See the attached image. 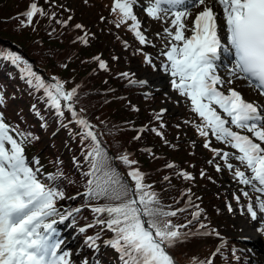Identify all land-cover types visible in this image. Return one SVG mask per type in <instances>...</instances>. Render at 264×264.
Returning <instances> with one entry per match:
<instances>
[{"label": "snow or ice", "instance_id": "snow-or-ice-1", "mask_svg": "<svg viewBox=\"0 0 264 264\" xmlns=\"http://www.w3.org/2000/svg\"><path fill=\"white\" fill-rule=\"evenodd\" d=\"M46 3L63 9L55 0H46ZM137 3L138 0H113L112 12L119 10L120 13L115 27L131 21L128 28L139 44L146 46L151 41L134 11ZM143 11L167 25L163 32L168 39L160 53L165 62L160 67L170 74L173 90L190 102L191 112L199 118L200 123L195 120L186 123L196 127L198 135L205 138L204 147L214 153L208 163L214 164L218 172L227 168L241 186L240 195L234 194L241 214L246 212L253 221L258 214L264 217V106L250 102L232 87L236 80H243L246 86L264 96V0H147ZM37 14L62 28L68 27L72 20L71 15L67 19L57 18L55 11H46L34 0L18 14L26 18L20 20V25L33 26ZM74 27L82 29L83 25ZM188 32L191 35H186ZM55 33L53 28L49 35ZM87 36L84 33L76 39L87 45ZM222 52L234 56L230 64L221 62ZM0 58L16 66L25 65L21 72L29 87L43 93L41 98L46 107L57 117H70L69 125L75 123L81 141L86 142L85 163L80 165L75 159L74 163L83 168V195L90 202L88 208L94 214V224L80 227L81 233L94 226L110 232L112 236L105 243L120 253L122 264H178L170 249L194 235L215 236L220 243L207 259L193 257L191 264H214L217 256L225 257L222 249L226 241L218 230L200 220L203 209L198 205L195 206L198 210L191 213L192 219L185 224H175L170 219L193 207L190 189L181 194L187 197L184 207L165 205L154 185L146 183L144 173L135 167L138 161L130 160L128 153L111 156L96 126L83 114L85 110H77L75 106L80 85L69 89L66 81L58 77L46 80L15 52H0ZM94 59L99 60L100 69L106 68L103 59ZM145 62L156 67L150 55H145ZM62 67L67 68V64ZM225 67L227 71L222 75L220 70ZM119 75L128 77L129 73ZM137 83L143 85L147 81L129 80V84ZM225 85L227 92L223 90ZM164 112L166 109H161L155 119L160 121ZM163 127L161 121L160 128ZM151 130L163 137L159 128ZM33 139L36 137L31 132L0 120V264H70V253L63 248L64 241L56 225L75 217L81 208L64 211L58 208V202L66 197L61 183L64 173L59 168L54 173H44L38 157L27 158L25 145ZM213 139L225 147L213 148ZM117 159L128 167L126 177L114 166ZM216 160L222 164L215 163ZM166 167L172 168L174 164ZM177 175L194 180L185 170ZM204 175L202 170L201 176ZM163 180L168 182L170 177L164 176ZM250 192L255 193L254 198ZM241 196L247 198L246 204L240 203ZM228 210L233 211L231 204ZM194 222L199 224L195 232L190 230ZM257 231L264 232V219ZM98 239L99 234L88 236L86 243L95 247ZM237 251L233 246L231 253L239 261Z\"/></svg>", "mask_w": 264, "mask_h": 264}, {"label": "trees", "instance_id": "trees-1", "mask_svg": "<svg viewBox=\"0 0 264 264\" xmlns=\"http://www.w3.org/2000/svg\"><path fill=\"white\" fill-rule=\"evenodd\" d=\"M23 2L25 0H0V52L12 51L19 54L24 60L29 62L35 73L40 74L46 80V77L51 78L53 76L46 68L50 63L45 59L49 57L53 61H56L55 63L65 80L80 85L79 98L75 106L77 110H85L83 114L96 126L100 139L111 156L118 157L122 153H128L130 160L138 161L135 167L144 173L146 183L154 185V190L160 193V199L165 205H173L175 208L184 207L185 201L181 195L182 192L190 189L191 195H194L196 188L194 184L189 185L180 181V176L177 173L182 170L179 164L182 161H185L189 165L190 170L195 173L200 159L195 149H189L187 152L194 159L186 160L185 151L178 152L176 142L173 143V140L177 141L180 137H176L171 127L165 126L160 128V124L157 125L156 128H159L163 133V137H161L156 135L151 129H144L143 124L139 123L137 118H135V123H132L130 118L125 114L127 111L122 107V110L112 108L114 111L111 112L109 106L111 103H114L112 99L122 100L121 97H110L108 94H112L111 90H113V93L118 91L114 86L112 75L110 78L101 76V80L98 79L100 76H95V74L83 79L84 76H88L96 70L98 64L97 66L88 64L79 66L77 56L74 58V64L68 60L65 51L60 47H52V51L46 52V54L41 48L38 49L39 44L54 43L53 40H57L55 35L62 27L57 24L53 26L56 29V33L48 36L50 38L46 40L49 42L43 38L44 31L39 27V31L41 32L40 38L36 40V35H32L28 29L20 25V20L21 18L24 19V16L18 14L23 13L27 9L21 7ZM48 5L50 4H46L43 8L45 9L47 6L48 9H51ZM53 10L51 9V11ZM53 28L46 30L50 32ZM62 29L63 34L65 30H68L67 27ZM74 30L87 29L75 28ZM113 31L115 32L116 30ZM96 36L98 37V35ZM31 42L32 48H30ZM113 43L115 46L119 45L114 41ZM108 46L110 48V45ZM69 55L71 57L75 56L74 53H70ZM113 61L118 64L120 63L119 59H114ZM63 64H67V68L62 67ZM76 64L82 67L83 70L80 71ZM89 66L90 68L87 70ZM24 67L25 65L23 64L16 66L9 60L0 58V117L13 128L31 132L36 137L33 140L40 141L43 153L38 154V150H33L30 143L25 145V149L29 160L33 157L39 158L44 173H54L58 168L63 173L64 168L68 171V178L63 179L61 182L66 199H68L65 207L67 210L81 208V211L71 219L75 223L78 236L86 248V255L84 256L88 262H90L89 258L93 256L99 264H122L120 253H117L109 244L104 245L102 240L104 235L101 234L105 233V231L99 226L87 228L83 233L79 231V228L82 226L94 224V214L89 210L88 205L90 202L85 196L84 199L72 207V202L78 198L73 199L75 194L80 191L84 193L85 191V181L82 176L83 168L74 163V159L80 161V165L85 163L83 161V149L86 142H82L77 134L78 126L75 123L69 125L70 117L67 115L65 117H57L50 108L46 107L45 101L41 98L43 93L29 87L22 76L21 69ZM39 69H44L45 72L37 71ZM129 110L135 116L138 115V112L130 106ZM192 127L195 126L193 125ZM137 136H139V139H135ZM173 153L180 157V160L176 159ZM169 163H173L174 167L167 168L166 165ZM114 166L126 177L128 171L126 165L117 159L114 161ZM164 176H169L170 180L165 182L163 180ZM93 203H96V201ZM59 205L60 202H58ZM193 211L192 209H188V211L170 219L175 224L183 225L192 219L191 213ZM200 220L204 222L203 219ZM198 226L199 224L194 222L190 230L195 232ZM188 230L184 229V231ZM97 234H99V239L96 241V246L89 247L86 243V237L96 236ZM208 237L205 235L190 236L187 241L170 249V252L174 255L178 264H191L193 257L207 259L213 252V244L219 241L206 239ZM204 246H211V249ZM224 258L217 256L214 264H224Z\"/></svg>", "mask_w": 264, "mask_h": 264}, {"label": "rangeland", "instance_id": "rangeland-1", "mask_svg": "<svg viewBox=\"0 0 264 264\" xmlns=\"http://www.w3.org/2000/svg\"><path fill=\"white\" fill-rule=\"evenodd\" d=\"M32 2H34V0H25V2L21 4V7H23V9L28 8L29 4ZM35 2L41 7L48 4L45 0H35ZM56 2L59 5H63V9L70 10L64 11L60 7H50V5H48L51 9H54L53 11L56 10L57 18L67 19L68 16L71 15L72 20L67 27L68 30H65V35L63 34V29H59L55 35L57 40H53L54 43L39 44L38 49L41 48L46 54V52L49 53L52 51V47H60L65 51L70 62L75 64L74 58L77 56L79 66L82 64L97 66L99 60L94 58L99 57L100 59H103L106 62V68L102 70L98 67L88 76H84L83 79L87 77L89 78L94 74L95 76H100L98 78L99 80L102 79L101 76L110 78L112 75L114 86L118 91L113 93V90H111L112 94H108L110 97H121L122 100L118 101L112 99L114 103H111L109 106L111 112L114 111L112 108H117L118 110H122L123 108L128 112H125V114L130 118L132 123H135V118H137L138 122L142 123L144 129L147 130L157 127L162 121L165 126L171 127V130L176 134V137H180L177 141L173 140V143L176 142L175 144L178 152L182 150L185 151L187 156L186 160L194 159L187 153L189 149H195L198 153L200 159L198 166L195 169V173L190 170L189 165L185 161L179 163L182 170H185L194 176V180H183L182 177H180L179 180L189 185L194 184L196 188L195 194L191 195L193 207H190L189 209L194 211L198 210L195 207L196 205H198L200 209H203L200 219H203L204 223L208 224L210 228L218 230L221 237L226 241V247L222 249V251L226 253L224 264H264V256L258 251V247L263 246L264 243V241L262 242L260 239V237L262 238V236H264V232L257 231L264 217L258 214L257 220L253 221L246 212L245 214H241V209L237 205V201L234 199L235 193L240 195V185L234 180V178L231 180L227 177L230 176L231 173L227 168H223L222 171L218 172L214 164L208 163V161L213 158L214 153L210 149L204 147L205 138L198 135L196 127H192V123H186V121L193 120L198 123L196 120L197 117L190 110V102H185V97L180 96L177 91L173 90L170 74L163 71L160 67V65L165 62V58L161 56L160 53L164 50L167 43L168 38L163 32L164 27L167 25L162 20L148 17L143 11V6L147 3V0H138L134 11L142 22V30L151 41V44L141 46L134 36V33L128 28V24H130L131 21L121 24L119 28L115 27V22L120 19V13L119 10L112 12L113 0H55V4L58 5ZM45 9L46 11L51 12V9H48L47 6ZM217 10L222 11L220 9ZM194 11L195 9H193V12ZM101 17H104V19L101 20ZM24 19L26 18L24 17ZM191 19H194V15ZM21 20H23V18H21ZM55 24L54 21L50 22L46 16L41 17L40 15H36L34 17L33 26L25 28L28 29L32 35H36L35 39L38 40L41 33L39 27H41V30L44 31L43 38L46 40L50 38L48 37L50 36L48 33L49 31L46 29L53 28ZM75 24H81L83 25V28H86L87 30H74ZM113 30L116 31L114 32ZM84 33H88V36L86 37L88 39L87 45L76 39ZM155 33H160L162 40L157 41ZM96 35H98V37ZM186 35H191V32L186 33ZM113 41L119 45L115 46ZM125 42H127V46H125ZM108 45H110V48ZM32 46L31 42L30 48H32ZM141 48L142 51H139ZM29 52H31V50H29ZM70 53H74L75 56L71 57L69 55ZM146 54L151 56L153 64L156 65L155 68L152 64L145 62ZM113 57H118L120 63L118 64L113 61ZM45 60L50 63L46 67L50 74L66 81L63 74L58 69V66L55 63L56 61H53V59L49 57ZM231 61L232 59L230 55L227 53L222 54L221 62L223 64H230ZM76 66L79 67L77 64ZM89 68L90 66L87 70ZM79 69L80 71L83 70L82 67H79ZM37 71L41 72L42 70ZM43 71L45 72V70ZM220 71L221 74L224 75L227 68H221ZM121 73H129V76L123 77L119 75ZM46 78L49 79L50 77ZM129 80H144L147 81V83L143 85L138 83L129 84ZM75 84L77 83L66 81V87L69 89ZM227 87L228 86L225 85V92H227ZM232 87L238 89L247 99L264 106L263 96H260L258 92L251 87L246 86L245 81L238 79L234 82ZM129 106L133 110V106L135 107V111L138 112L137 116L130 112ZM161 109H166V112L162 114L161 120L158 121L155 117L160 113ZM0 120H2L1 117ZM177 125H179V127H177ZM30 144L33 150H38V154H41V152L43 153L40 141L32 140ZM211 146L213 148H220L218 142L215 141L211 142ZM226 150L233 151L232 149ZM173 155H175L176 159L180 160V157L175 153H173ZM215 163L222 164V161L216 160ZM233 163H235V161H233ZM202 170L205 173L204 176H201ZM64 176L65 179L69 176V173L65 168ZM209 177L211 179H209ZM77 194L78 193L75 194V198H78L72 202V207H74L77 202L84 199L83 191H80L79 195ZM186 200L187 197L185 196L184 201ZM67 201L68 199L65 197L64 200L59 202L62 206L63 204L67 205ZM246 201L247 198L241 196L240 203L243 204L246 203ZM93 202L94 201H92V203ZM229 204L232 205V212H229L228 210ZM56 228L59 237L64 241L63 248L70 253V264H84V259L82 258L83 255L81 253L82 245L70 218L62 223H58ZM101 235H104L102 240L105 241L112 236L108 231H105V233H102ZM206 239L218 240L213 236H209ZM219 243L220 241H216L213 244V251ZM233 246L238 249L236 255L240 257L239 261H236L231 253ZM204 247L211 249V246Z\"/></svg>", "mask_w": 264, "mask_h": 264}, {"label": "bare ground", "instance_id": "bare-ground-1", "mask_svg": "<svg viewBox=\"0 0 264 264\" xmlns=\"http://www.w3.org/2000/svg\"><path fill=\"white\" fill-rule=\"evenodd\" d=\"M249 100V99H248Z\"/></svg>", "mask_w": 264, "mask_h": 264}]
</instances>
